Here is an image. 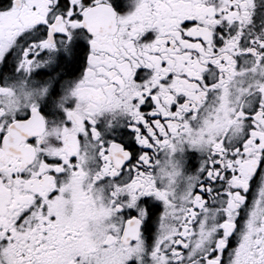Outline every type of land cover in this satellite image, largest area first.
<instances>
[{"label": "snow or ice", "instance_id": "6c2138e0", "mask_svg": "<svg viewBox=\"0 0 264 264\" xmlns=\"http://www.w3.org/2000/svg\"><path fill=\"white\" fill-rule=\"evenodd\" d=\"M0 264H264V0H0Z\"/></svg>", "mask_w": 264, "mask_h": 264}]
</instances>
